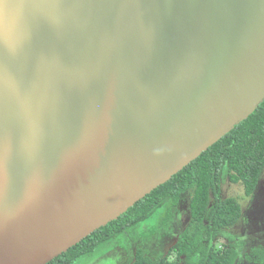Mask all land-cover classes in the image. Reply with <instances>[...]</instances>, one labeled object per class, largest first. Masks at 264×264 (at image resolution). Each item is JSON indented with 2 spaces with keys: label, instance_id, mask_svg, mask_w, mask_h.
Wrapping results in <instances>:
<instances>
[{
  "label": "water",
  "instance_id": "obj_1",
  "mask_svg": "<svg viewBox=\"0 0 264 264\" xmlns=\"http://www.w3.org/2000/svg\"><path fill=\"white\" fill-rule=\"evenodd\" d=\"M264 100V0H0V264H47Z\"/></svg>",
  "mask_w": 264,
  "mask_h": 264
},
{
  "label": "trees",
  "instance_id": "obj_2",
  "mask_svg": "<svg viewBox=\"0 0 264 264\" xmlns=\"http://www.w3.org/2000/svg\"><path fill=\"white\" fill-rule=\"evenodd\" d=\"M263 168L264 100L246 119L168 181L47 264L80 263L109 242L151 221L168 225L185 193L189 194L190 219L172 246L176 260L152 257L138 247L129 264H177L178 259L184 264H235L238 259L235 238L226 231L240 219L242 208L236 198L221 196L220 179L227 177L230 182H242L245 195L251 196ZM219 238L227 242L217 249Z\"/></svg>",
  "mask_w": 264,
  "mask_h": 264
},
{
  "label": "rangeland",
  "instance_id": "obj_3",
  "mask_svg": "<svg viewBox=\"0 0 264 264\" xmlns=\"http://www.w3.org/2000/svg\"><path fill=\"white\" fill-rule=\"evenodd\" d=\"M221 196L234 197L240 203V219L227 233L235 238L238 259L235 264H264V168L258 186L251 196H246L242 182L233 183L226 177L220 179ZM189 215V194L181 196L172 220L160 224L159 220L148 223L145 228L139 227L127 232L121 238L109 242L92 256L76 264H129L135 250L142 248L152 257L166 256L169 261L176 260L172 246L178 235L185 229ZM227 240L217 239V249L222 248ZM173 257V259H169ZM177 264H184L182 259Z\"/></svg>",
  "mask_w": 264,
  "mask_h": 264
},
{
  "label": "clouds",
  "instance_id": "obj_4",
  "mask_svg": "<svg viewBox=\"0 0 264 264\" xmlns=\"http://www.w3.org/2000/svg\"><path fill=\"white\" fill-rule=\"evenodd\" d=\"M169 259L171 260V259H173V257H169Z\"/></svg>",
  "mask_w": 264,
  "mask_h": 264
}]
</instances>
